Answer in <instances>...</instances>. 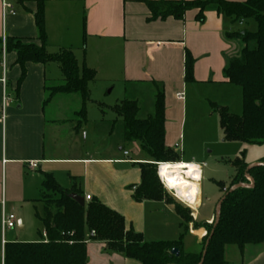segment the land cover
<instances>
[{
  "label": "crops",
  "instance_id": "1",
  "mask_svg": "<svg viewBox=\"0 0 264 264\" xmlns=\"http://www.w3.org/2000/svg\"><path fill=\"white\" fill-rule=\"evenodd\" d=\"M3 1L0 0V40L16 38L40 45L34 15L40 0H6L12 6V13L8 11L6 15ZM226 1L243 3L247 0ZM198 14L199 10H192L183 20L149 21L151 13L147 5L138 0H46V49L50 55L70 51L80 66L84 64L96 72V80L89 85L90 97L93 94L91 88L96 89L101 84L111 85L113 92L118 85L121 88L119 97L135 101L143 95L142 88L152 87L156 94L155 85L162 86L166 105V146L177 150L185 136L190 92L202 84L221 85L229 92H233L230 88H239L231 85L224 76L229 60L240 50L239 44L227 41L225 35L238 30L214 9L206 10L203 23L197 20ZM244 25L239 23V27L244 28ZM187 52L194 59L193 83L185 80ZM3 60L1 50L0 62ZM16 61V53H6V74L0 65V110L4 78L10 98L6 120L4 124L0 122V219L3 211L8 213V209L44 206L42 184L44 175L50 174L61 187H77L85 197L90 196L119 213L126 221V229L141 234L145 242L178 241L183 229L174 205L160 201L137 203L132 198L130 187L141 184L139 165L152 162L140 144H124L120 119L114 115L112 120L105 121L115 123L119 139L103 155L84 152L82 138L89 120L78 133L75 114L81 109L73 110L71 106L82 107L81 98L75 94H58L46 103L49 89L63 83L64 77L59 75L60 64H27L25 80L18 87L22 70ZM179 94H184V100L178 98ZM102 104L110 110L118 105ZM113 132L114 129L110 131V138ZM86 136L89 138V133ZM131 146L136 147L135 151L124 156ZM77 147L81 149L79 154ZM183 159L180 157V163L202 168L194 161V155L191 160ZM31 164L37 167L33 168ZM200 171V190L197 193L195 188V192L197 198L200 194L202 202L203 171ZM18 225L24 229L23 221L18 220ZM204 232L205 229L200 228L185 235V254H199L186 250V237L195 239L202 251ZM44 233V229L39 233L40 241L45 240ZM229 248L226 249L227 264H264V244L249 245L243 250L236 247V250L231 249L232 253ZM2 255L4 247L0 243V264H4ZM87 258V264H141L108 252L105 243L94 240L87 243Z\"/></svg>",
  "mask_w": 264,
  "mask_h": 264
},
{
  "label": "trees",
  "instance_id": "2",
  "mask_svg": "<svg viewBox=\"0 0 264 264\" xmlns=\"http://www.w3.org/2000/svg\"><path fill=\"white\" fill-rule=\"evenodd\" d=\"M138 1L147 5L151 13L149 21H166L169 18L183 20L187 12L199 10L197 20L203 23L206 10L211 8L233 24L254 22L257 25L254 32L244 29L225 35L227 41L236 42L240 46L238 54L225 67L224 76L231 85L242 90V115H233L226 107H213L219 116L224 142L264 144V0H247L243 3L226 0ZM45 2L46 0L37 1L38 9L34 14L41 44L9 38L6 40V53L17 54L16 63L22 70L18 87L25 80L27 64H60L63 83L49 89L50 95L46 103L58 94L80 96L82 107L75 114V129L79 133L88 122L89 85L96 80V72L84 64L80 66L70 51H63L58 55L47 52ZM185 80L186 83L194 82V59L189 52L186 54ZM155 86L154 111L147 117L140 118L141 108L135 100L126 99L111 110L120 119L124 144H140L141 150L152 162L139 165L141 184L130 187L133 200L137 203L160 201L174 205L182 220L183 233L180 239L145 242L141 234L133 229H126V221L119 213L96 199L88 202L77 187L65 189L52 175L45 174L41 199L44 211L43 215L36 213V217L46 232L47 241L6 243L4 264H87V243L90 240L103 242L108 252L121 254L141 264H201L213 230L214 235L203 264H227V247L234 246L243 250L249 245L264 244V160L259 166L249 168L242 156L229 162L236 174L223 195L225 200L221 206L219 223L215 229V222L212 225H201L207 228L201 253L183 252V239L189 233L187 224L191 222V218L187 211L166 194L154 164L181 162L176 152L166 146L165 92L162 86ZM247 177L253 181L252 187H240L231 191L240 184L251 185ZM219 186L224 188L223 184ZM72 194L83 197L85 206L81 207L71 199ZM92 232L95 236L89 238ZM174 249L180 251L179 257L172 254Z\"/></svg>",
  "mask_w": 264,
  "mask_h": 264
},
{
  "label": "rangeland",
  "instance_id": "3",
  "mask_svg": "<svg viewBox=\"0 0 264 264\" xmlns=\"http://www.w3.org/2000/svg\"><path fill=\"white\" fill-rule=\"evenodd\" d=\"M233 26V29L235 30L247 29L251 32L257 30V25L254 22L245 24L244 28L239 27L238 23L233 24ZM55 65L59 66V63H56ZM59 75L60 77H63L61 72H59ZM97 87L96 89L91 88L93 94L87 104V114L89 115V117L87 115V118L89 124L82 138V149L84 152L100 153L103 155L107 148L111 147L112 144L119 139V129L114 122L109 124L105 122L112 120L115 114L111 112L107 105H103L102 103L111 106L113 104V106H115L116 104L119 105L120 102L127 97H119V91L121 88L118 85L115 87L114 92L111 85L105 86L101 84L100 86L97 85ZM226 89L228 88L217 84H202L197 86L192 93L190 92L189 104L187 107V121L185 130L183 131L185 136L183 137L179 148L177 150L173 149L179 157H182V159L184 156L187 157L183 160H191L192 155H194L196 157L194 161L202 165L203 181L201 183L202 202L200 207L197 208L199 200L201 201L200 194L198 195V198L196 197V192L198 193L200 190V183H198L193 197V207L197 210L190 209L187 205L171 197L166 192L176 204L180 205L188 212V216L191 218V222L187 224L189 231H196L203 228L205 229L204 238L207 236V228L201 225L211 219L210 222H214L217 207L223 198L224 190L230 187L236 174L235 169L229 164V162H233L237 158L243 156L245 163L250 167L259 164L264 160V144L224 142L219 116L213 105L226 107L233 115L240 116L243 113V100L240 89L236 87L230 88L233 92H229ZM142 92L143 95L137 101L141 108L140 118H145L154 111L155 92L152 87H144L142 88ZM77 97L79 99L80 96ZM71 106L73 110L79 111L81 109L78 104L77 107L74 104ZM85 126L86 124L83 126V129ZM112 129H114V135L110 138L109 134ZM93 130H95V136H93ZM88 133L89 138L86 136ZM64 137L65 135H63V138ZM79 149L80 147H77V154H79V151L81 150ZM129 149L128 152H134L136 147L131 146ZM60 181L62 184H65L63 179H60ZM219 184H223L224 188H221ZM197 199L198 202L195 204ZM43 211L44 206L42 204H38L36 207H25L24 209H20L19 207L12 210L8 209V213H14L18 220L24 222V229H21L18 225L16 229L8 231L6 241L8 243H34L32 241H40L41 237L39 236V233H43V227L35 215L36 213L43 215ZM209 223L207 224L212 225ZM185 240L186 250H192L191 252L197 253L201 252L195 239L186 237ZM231 249L236 250L237 248L230 247V253H232Z\"/></svg>",
  "mask_w": 264,
  "mask_h": 264
},
{
  "label": "built area",
  "instance_id": "4",
  "mask_svg": "<svg viewBox=\"0 0 264 264\" xmlns=\"http://www.w3.org/2000/svg\"><path fill=\"white\" fill-rule=\"evenodd\" d=\"M12 10V6L6 1L4 0L3 1V11H4V15L7 14L8 11H11ZM12 13V11H11ZM240 25H243V23H240ZM6 40L5 37L2 41V54H3V62H0V65H2L3 69H4V73L6 74L7 72V67H6V64H5V55H6ZM3 85H4V92H3V102H2V108L0 110V122L4 124L5 120H6V110H7V106L10 102V98L9 96L7 95V91H6V78L3 79ZM178 98L180 100H184V94H179L178 95ZM129 155V152H124V156H128ZM162 164L164 163H157L156 166H157V175H158V178L161 182V184L163 185L164 189L166 190V192L173 198H175L176 200H179L181 201L182 203H184L185 205H187L190 209L192 210H197V209H194L192 208L191 206H189L187 203L183 202L179 197L178 195L176 194L175 190L173 189H170L168 184L163 180V178L161 177L160 175V168L162 166ZM31 167L33 168H36L37 165L36 164H31ZM200 168V170H202V168L200 166H198ZM247 180L251 183V178H247ZM86 200L88 202H90L92 200V198L90 196H87L86 197ZM200 205H201V201H200ZM199 205V207H200ZM198 207V208H199ZM209 224H213V221L210 222ZM18 226V220H17V217L15 214L13 213H7L5 211H3L2 213V218H1V234H2V237H1V244L2 246L4 247L5 244L7 243L6 242V239H5V233L7 231H12L14 229H16ZM95 236V233L92 232L90 234V237L93 238ZM44 238H45V241H47V236H46V233H44ZM2 259H4V256L2 255Z\"/></svg>",
  "mask_w": 264,
  "mask_h": 264
},
{
  "label": "bare ground",
  "instance_id": "5",
  "mask_svg": "<svg viewBox=\"0 0 264 264\" xmlns=\"http://www.w3.org/2000/svg\"><path fill=\"white\" fill-rule=\"evenodd\" d=\"M160 175L178 197L193 207L195 188L201 180L200 168L194 164H162ZM195 209V208H194Z\"/></svg>",
  "mask_w": 264,
  "mask_h": 264
},
{
  "label": "water",
  "instance_id": "6",
  "mask_svg": "<svg viewBox=\"0 0 264 264\" xmlns=\"http://www.w3.org/2000/svg\"><path fill=\"white\" fill-rule=\"evenodd\" d=\"M260 164H256V165H253V166H250L249 168H253V167H256V166H259ZM253 186V181L251 180V185L247 186V185H244V184H240L236 187H234L233 189H231V191L235 190L236 188H240V187H252ZM227 191V189L224 190V193ZM71 199H73L75 202H77L81 207H84L85 206V199L83 197H80L76 194H72L70 195ZM225 200V197L222 198V200L220 201V203L218 204V207H217V213H216V217L214 219V229L216 228L217 224L219 223V220H220V210H221V206L223 204ZM214 235V230L212 231L208 241H207V244H206V247H205V250L203 252V257H202V261H201V264H203L204 260H205V257H206V254H207V248L209 246V243H210V240L212 239ZM172 254L176 257H179L180 256V251L178 249H174L172 251Z\"/></svg>",
  "mask_w": 264,
  "mask_h": 264
}]
</instances>
